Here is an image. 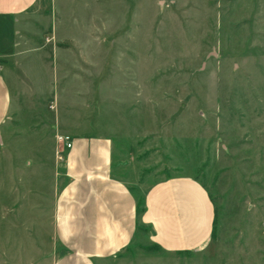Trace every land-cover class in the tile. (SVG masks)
<instances>
[{
    "label": "rangeland",
    "instance_id": "obj_1",
    "mask_svg": "<svg viewBox=\"0 0 264 264\" xmlns=\"http://www.w3.org/2000/svg\"><path fill=\"white\" fill-rule=\"evenodd\" d=\"M33 10L31 33L0 26V45L18 44L0 59L18 135L16 154L1 148L0 264L55 262L51 227L34 212L28 230L15 200L49 185L52 210L65 164L51 167L57 134L113 137L141 180L176 167L213 198L204 247L167 252L146 230L100 264H264V0H41Z\"/></svg>",
    "mask_w": 264,
    "mask_h": 264
},
{
    "label": "crops",
    "instance_id": "obj_2",
    "mask_svg": "<svg viewBox=\"0 0 264 264\" xmlns=\"http://www.w3.org/2000/svg\"><path fill=\"white\" fill-rule=\"evenodd\" d=\"M40 1L0 0V26L11 30L14 23L15 37L31 33L32 27L24 23L33 25V9ZM13 38L2 41L0 59L10 58L17 50ZM9 77V71L0 63V162L5 141L9 143V153L16 154L12 144L18 136L11 129L15 106ZM72 139L63 173L53 175L56 181L52 186L57 192L52 197V210L49 185L45 193L40 188L42 194L36 199L32 193V197L15 200L17 216L25 212L28 230L36 218L42 221L38 223L40 227H51L58 254L54 264L115 261L146 230L150 231L151 241L167 252L200 249L212 238L216 217L213 198L196 176L184 169L176 174L175 167L141 180L138 163L120 151L113 137L81 134ZM52 156L54 170L55 151ZM46 163L41 164L48 170ZM28 184L38 188L33 181ZM34 212L40 216L35 218Z\"/></svg>",
    "mask_w": 264,
    "mask_h": 264
},
{
    "label": "built area",
    "instance_id": "obj_3",
    "mask_svg": "<svg viewBox=\"0 0 264 264\" xmlns=\"http://www.w3.org/2000/svg\"><path fill=\"white\" fill-rule=\"evenodd\" d=\"M56 145H57L56 158L60 161H65L66 153L73 146V139L69 135H66V134H57L56 135Z\"/></svg>",
    "mask_w": 264,
    "mask_h": 264
},
{
    "label": "trees",
    "instance_id": "obj_4",
    "mask_svg": "<svg viewBox=\"0 0 264 264\" xmlns=\"http://www.w3.org/2000/svg\"><path fill=\"white\" fill-rule=\"evenodd\" d=\"M215 215H216V211H215ZM213 233H214V231H213ZM213 236V235H212Z\"/></svg>",
    "mask_w": 264,
    "mask_h": 264
}]
</instances>
